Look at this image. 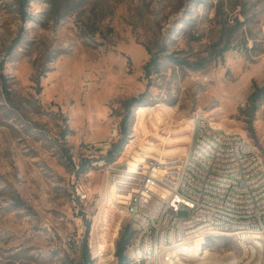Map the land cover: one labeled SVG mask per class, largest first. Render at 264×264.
Wrapping results in <instances>:
<instances>
[{
	"label": "rangeland",
	"instance_id": "374dc122",
	"mask_svg": "<svg viewBox=\"0 0 264 264\" xmlns=\"http://www.w3.org/2000/svg\"><path fill=\"white\" fill-rule=\"evenodd\" d=\"M26 2L0 0V264H79L88 224L92 264L118 263L116 242L134 225L109 206L111 163L94 158L74 176L65 155L82 161L87 144L120 126L133 97L144 94V104L132 110L118 161L138 138L147 166L164 148L156 135L187 139L195 113L246 137L264 161V97L256 112L249 102L264 86V0ZM154 56L159 73L146 77ZM156 108L168 122L144 136L141 113ZM250 236L211 234L207 260L175 264H264V246Z\"/></svg>",
	"mask_w": 264,
	"mask_h": 264
},
{
	"label": "built area",
	"instance_id": "2783aa9c",
	"mask_svg": "<svg viewBox=\"0 0 264 264\" xmlns=\"http://www.w3.org/2000/svg\"><path fill=\"white\" fill-rule=\"evenodd\" d=\"M189 125L187 152L166 157L164 164L148 160L141 176L122 197H115V185L118 177L127 171V165H121L117 159L108 167L112 201L121 208L120 212L127 213L135 230L138 222H146L147 214H154V221L147 222L146 233L135 234L128 253L159 247L161 264H170L171 247L170 253H163L168 240L176 243L201 240L205 232L264 233V161L259 149L246 137L222 131L198 113ZM199 128H213V136L198 138ZM119 132V124L114 125L113 136L86 145L82 161L72 158L69 164L74 176L83 161L101 158L104 163L119 139ZM210 141H217L218 148H225V157L217 158L216 151L201 165L191 166L194 151ZM203 166H213L214 175H205ZM76 191L78 199H87L79 188ZM207 215H214V224H207ZM187 259L180 255V260ZM144 264L154 261L144 260Z\"/></svg>",
	"mask_w": 264,
	"mask_h": 264
},
{
	"label": "bare ground",
	"instance_id": "6f19581e",
	"mask_svg": "<svg viewBox=\"0 0 264 264\" xmlns=\"http://www.w3.org/2000/svg\"><path fill=\"white\" fill-rule=\"evenodd\" d=\"M157 108H163V107L158 106ZM157 108L155 109V113H151L150 111L147 110H143L141 113V117H142L141 133L144 134V136H149L150 129L154 122L160 124L159 125L160 127L162 126V123L168 122V121L166 122V118L163 112H158ZM166 111L170 117H173V115L175 114L173 108L166 109ZM184 131L190 132L191 131L190 125H188L184 129ZM113 133L109 137L113 136ZM156 136L158 138V141L164 146V148H161L159 153L154 154V155H159L160 157L157 158L154 157L153 155L152 160H157L160 162V161H164L163 156L165 155L178 156L181 155L182 153L185 154L187 152V150L184 151L181 147L173 148V146L179 143L183 144L186 142V140L190 142V137H188L187 139H184L182 137H180L179 139L177 138L172 139L168 137H163L159 134ZM209 136H213V128H199L198 138H208ZM137 140L138 138L136 140H133L127 146L126 151H124L125 152L124 156H126L127 159L120 161V163H122L129 159L126 163L127 171L124 173V175L118 177L117 183L115 185V197H122V194L125 193V190H129V185H133L134 180L138 179V177L141 176L142 169L145 168L146 166V160L144 159L145 158L144 154L146 153L147 150L145 146L146 141L142 142L139 145V148L135 150L134 144L136 143ZM216 151H217V158L225 157V148H218L217 141H210L208 143L203 144L201 148H197L194 151L193 158L191 159V166L201 165L202 161H205L207 157H213ZM203 173H205V175H214L213 166H203ZM109 206L111 207V209L118 208V206H116L115 202L113 201L110 202ZM118 209L119 211L121 210L120 208ZM153 221H154V214H147L146 222H138V225L136 226L137 235H143L144 233H146L147 222H153ZM207 224H214V215H207ZM116 233L117 230L114 232L113 240L109 244V247H111L112 250H115V239L117 236ZM211 234L214 233L213 232L202 233L201 240L197 239L196 241L183 240L180 243H176V240H168V246H163V253L170 251V247L171 250L177 249L176 252H171L170 264H175L176 263L175 258L180 255H185L189 258L194 256L197 258V257H202L204 254L202 260H207L208 259L207 256H209V252L208 251L204 252L203 243L205 238ZM244 234H251L250 240H252L257 246H264V233H260V234L244 233ZM104 247L105 246L101 245L102 249ZM99 256H101L102 258L105 256L103 250L99 253ZM128 256H129L128 264H144V260L154 261V264H161L162 251L159 247H151L148 248L147 250L132 251L128 253Z\"/></svg>",
	"mask_w": 264,
	"mask_h": 264
},
{
	"label": "trees",
	"instance_id": "16d2710c",
	"mask_svg": "<svg viewBox=\"0 0 264 264\" xmlns=\"http://www.w3.org/2000/svg\"><path fill=\"white\" fill-rule=\"evenodd\" d=\"M26 4L31 2L32 0H26ZM160 59L157 56H154L150 59V61L145 65L144 71L146 77H150L153 74L159 73L160 70ZM144 94L140 95L139 97H133L129 100H127L124 104V115L122 117V122L120 124V138L115 143L114 148L111 152H109L106 160H109L110 163L114 162L117 159H114V155L122 152L124 146L128 143V137H129V128L128 123L130 120V116L132 113V110L134 108L142 107L144 104L143 100ZM264 97V86L258 87L256 86L254 89V92L249 97V102L253 108L252 111L256 112L261 104L262 98ZM66 138V134H63V140ZM67 152V151H66ZM69 162L72 161L71 156H67ZM92 161H83L80 165V169L77 172V176H81L84 174H87L91 168ZM90 233V224L87 225L85 239L82 243V261L79 264H92L93 260L91 257V252L89 249V238ZM135 234L137 235V231L135 228H132L131 225H126L123 230L120 233L119 239L116 242V252L115 256L118 261L117 264H128L129 263V256H128V249L132 242V239L134 238Z\"/></svg>",
	"mask_w": 264,
	"mask_h": 264
}]
</instances>
